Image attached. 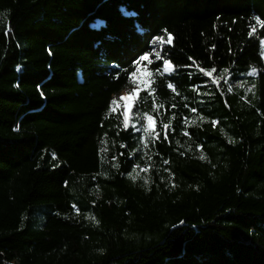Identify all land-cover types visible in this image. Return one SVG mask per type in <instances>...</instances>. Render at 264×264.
<instances>
[{"label": "trees", "instance_id": "1", "mask_svg": "<svg viewBox=\"0 0 264 264\" xmlns=\"http://www.w3.org/2000/svg\"><path fill=\"white\" fill-rule=\"evenodd\" d=\"M262 40L264 0H0V264H264Z\"/></svg>", "mask_w": 264, "mask_h": 264}, {"label": "rangeland", "instance_id": "2", "mask_svg": "<svg viewBox=\"0 0 264 264\" xmlns=\"http://www.w3.org/2000/svg\"><path fill=\"white\" fill-rule=\"evenodd\" d=\"M164 38H165L164 44L168 43L167 42L168 36L164 35ZM164 44H163V46H164ZM163 46H161L159 43L153 44L152 52L147 55L148 59L138 62V65H137V68L135 71L136 75H135V77H132L133 85L131 87H129L128 89L123 90L120 94L114 96V99L117 101V104L114 105V109H119L120 107H124L125 110H129L128 111L129 118L131 117V108H132L134 99H135L137 93L139 92V90L142 88V86H144L147 83L148 76L150 75L149 67L153 63L158 62L160 60V58L162 57L161 56V50H162ZM157 52H159V54H160L159 59H157V57H156ZM149 61H151V63ZM167 68L170 70L169 65H167ZM253 68L256 69V71H255V73H253V75L257 76L258 68L255 66ZM134 90H135V95H133L129 101L120 100L121 96H126L129 93H132ZM148 123L149 122L147 120H144V126L145 127L148 126ZM151 129H153V125H152V128L149 129V131Z\"/></svg>", "mask_w": 264, "mask_h": 264}, {"label": "snow or ice", "instance_id": "3", "mask_svg": "<svg viewBox=\"0 0 264 264\" xmlns=\"http://www.w3.org/2000/svg\"><path fill=\"white\" fill-rule=\"evenodd\" d=\"M165 31H166V30H165ZM253 31H255V29H253ZM249 34L252 35L251 32H250ZM164 41H165V38H164L163 35H161V36H158L155 40H153L152 43H153V44H157V43H159L161 46H163ZM171 41H172L171 34H168V41H167V42H168V43H171ZM261 43L264 44V40H262ZM262 55H264V53H262ZM156 57H157V59L160 58V54H159V52L156 53ZM147 59H148L147 54L142 55V56L139 58L140 61L147 60ZM149 62L151 63V61H149ZM164 63H165V65H168L170 62H169L168 60H165ZM165 71H169V69H168V68H165ZM227 71H228L227 69L224 70L225 73H226ZM255 71H256V69L253 68V69H252V72L249 73V74H253V73H255ZM135 75H136V72H132V73H131V76H132V77H135ZM209 75H210V73H209ZM169 87H171V85H169ZM133 95H135V90H134L132 93H129L128 95H126V96H121V97H120V100H122V101H129V100L132 98ZM111 103H112V105H116V104H117V101L114 99V100H112ZM113 110H115V109H113ZM128 111H129V110H125V112H124V114H123V115H124L123 123H124L125 128H127L128 125H129V114H128ZM139 118H140L141 120L147 118V120H148L149 123H148V126H147V127L143 128V132L145 133V135H149V136H150V135H151V132L149 131V129L152 128V117H151V116H147V114H144V115H141ZM133 127H135V124H133ZM164 127L167 128V125L165 124ZM165 138H167V137H165ZM122 146H123V145H122ZM137 175H138V174H137ZM132 178H133V179H136L135 176H133Z\"/></svg>", "mask_w": 264, "mask_h": 264}, {"label": "bare ground", "instance_id": "4", "mask_svg": "<svg viewBox=\"0 0 264 264\" xmlns=\"http://www.w3.org/2000/svg\"><path fill=\"white\" fill-rule=\"evenodd\" d=\"M256 30V29H255Z\"/></svg>", "mask_w": 264, "mask_h": 264}]
</instances>
